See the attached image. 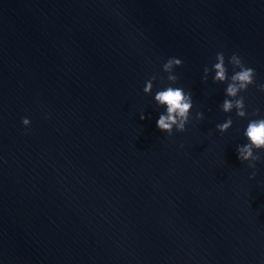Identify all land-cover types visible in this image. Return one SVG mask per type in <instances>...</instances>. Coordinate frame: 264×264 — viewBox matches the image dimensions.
Segmentation results:
<instances>
[{
    "label": "water",
    "instance_id": "95a60500",
    "mask_svg": "<svg viewBox=\"0 0 264 264\" xmlns=\"http://www.w3.org/2000/svg\"><path fill=\"white\" fill-rule=\"evenodd\" d=\"M219 52L264 84V0H0V264H264V153L250 180L248 119L203 80ZM170 57L205 117L171 137Z\"/></svg>",
    "mask_w": 264,
    "mask_h": 264
},
{
    "label": "clouds",
    "instance_id": "9594fccd",
    "mask_svg": "<svg viewBox=\"0 0 264 264\" xmlns=\"http://www.w3.org/2000/svg\"><path fill=\"white\" fill-rule=\"evenodd\" d=\"M216 62L211 68L203 69V80L206 83L211 77L212 83L217 85H226L224 89V100L220 104V110L225 114H231L235 111L240 119H248L243 136L246 142L238 145L236 148L237 159L242 164H247L249 169H253L250 180L256 178V164L250 161H261V153H264V115L258 108L252 113L254 118L249 119V112L246 105L247 93L251 87H256L257 91L264 93V84H257L256 71L248 66L243 58L233 53L226 59L223 52L216 55ZM183 67V60L179 57H170L162 65V71L167 74L168 85L155 92L154 103L162 109L156 120L157 129L171 137L174 133H184L187 131L188 125L195 119L196 121L204 120V113L196 112L193 117L194 100L191 92H186L178 84V76L175 70ZM229 67L231 75H229ZM155 84V76L146 81L143 89L144 94L153 95ZM144 113H141L140 119L145 120ZM22 125L25 128L31 127V120L27 117L23 118ZM233 127V120L229 118L216 125V130L221 134H226ZM181 148L184 145H180Z\"/></svg>",
    "mask_w": 264,
    "mask_h": 264
}]
</instances>
